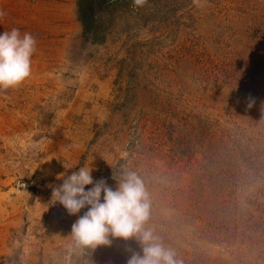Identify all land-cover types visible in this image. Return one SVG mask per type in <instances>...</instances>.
<instances>
[{"label": "rangeland", "instance_id": "rangeland-1", "mask_svg": "<svg viewBox=\"0 0 264 264\" xmlns=\"http://www.w3.org/2000/svg\"><path fill=\"white\" fill-rule=\"evenodd\" d=\"M43 1L0 0V34L37 41L31 76L0 88V264L143 254L117 237L69 250L90 206L52 194L80 167L114 190L137 171L147 226L184 264H264V0H74L54 33L37 26Z\"/></svg>", "mask_w": 264, "mask_h": 264}, {"label": "clouds", "instance_id": "clouds-1", "mask_svg": "<svg viewBox=\"0 0 264 264\" xmlns=\"http://www.w3.org/2000/svg\"><path fill=\"white\" fill-rule=\"evenodd\" d=\"M148 0H133L142 8ZM203 7L202 0H193ZM4 13L0 12V16ZM37 41L31 33L23 35L13 28L0 34V88L20 86L31 76L32 57ZM252 103L248 104L251 108ZM92 169L80 167L68 176L62 185L53 189V198L70 214H77L90 206L72 226L73 244L69 250H95L99 245H110V237L129 240L135 238L142 248V255L134 252L127 264H184L176 251L166 247L155 230L147 226L151 218L152 198L144 179L135 170L123 169L122 179L114 190L106 180L94 181ZM93 185L89 190L85 186ZM103 193V202H102Z\"/></svg>", "mask_w": 264, "mask_h": 264}, {"label": "crops", "instance_id": "crops-1", "mask_svg": "<svg viewBox=\"0 0 264 264\" xmlns=\"http://www.w3.org/2000/svg\"><path fill=\"white\" fill-rule=\"evenodd\" d=\"M46 1H50V3H48L47 5L50 6H43V8H41V12L43 14V16L45 18H41L39 24H37V26L39 25H43L44 29H50V31L52 33H54L53 31V21H51V19H53V17H55L56 15H58L59 13H61L63 16L65 15V17L69 18L70 15H73V11L75 9V3L74 0H46ZM42 2H45L42 0ZM62 6V10L60 12H57V10H59L58 8H60ZM70 20V19H69ZM77 25V24H76Z\"/></svg>", "mask_w": 264, "mask_h": 264}, {"label": "trees", "instance_id": "trees-1", "mask_svg": "<svg viewBox=\"0 0 264 264\" xmlns=\"http://www.w3.org/2000/svg\"><path fill=\"white\" fill-rule=\"evenodd\" d=\"M90 1V0H89ZM91 2V1H90ZM92 3V2H91ZM89 3V7L87 11L90 12V10H92V4ZM81 20L83 21V23L85 24V28L89 31L91 30L92 26L95 28V27H98V25H94L93 23H96V21H94V18L92 17V15H85V16H82Z\"/></svg>", "mask_w": 264, "mask_h": 264}, {"label": "built area", "instance_id": "built-area-1", "mask_svg": "<svg viewBox=\"0 0 264 264\" xmlns=\"http://www.w3.org/2000/svg\"><path fill=\"white\" fill-rule=\"evenodd\" d=\"M0 12H1V10H0ZM0 20H1V21L4 20V16H3V15L0 16Z\"/></svg>", "mask_w": 264, "mask_h": 264}]
</instances>
